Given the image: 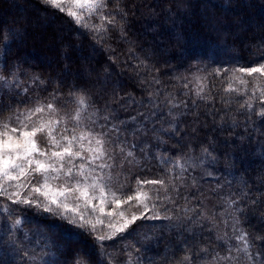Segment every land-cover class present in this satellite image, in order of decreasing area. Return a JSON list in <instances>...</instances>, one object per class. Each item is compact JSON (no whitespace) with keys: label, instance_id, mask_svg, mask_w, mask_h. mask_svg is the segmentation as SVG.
Instances as JSON below:
<instances>
[{"label":"trees","instance_id":"1","mask_svg":"<svg viewBox=\"0 0 264 264\" xmlns=\"http://www.w3.org/2000/svg\"><path fill=\"white\" fill-rule=\"evenodd\" d=\"M63 6L62 12L42 0H0V70L8 78L14 66L21 69L20 87L0 82V98L14 107L24 106L17 104L18 99L31 106L29 98L44 100L58 85L57 106L74 111L83 95L85 122L90 123L91 116L99 127L104 115H114L111 123L124 122L120 126L127 131L122 138L130 142L129 147L147 143L152 156L158 151L170 158L191 157L194 166L177 184L183 183L181 193L204 218L202 223H182L179 231L150 227L167 221H137L142 225L137 228L140 235L105 241L101 248L87 233L68 237L51 227L62 222L48 213H30L33 220L26 230L30 235L32 230L43 232L49 246L36 243L35 235L33 243L23 242L18 233L22 250L16 252L0 239V264H73L79 250L91 252V264H126L124 246L142 247L137 241L150 248L145 259L150 257L154 264H175L185 254L198 257L194 264H207L214 252L224 254L217 237L232 234V217L240 218L257 248L264 247V240L255 239L264 237V117L258 114L262 105L254 101L252 110L241 108L250 93H226L228 74H215L218 68L264 62V0H109L116 25H108L109 31L99 34L105 39L78 28L67 15L68 6L64 2ZM97 22L93 17L92 23ZM35 76L46 85L33 84ZM153 78L160 84L153 83ZM244 78L251 87L252 78ZM201 83L206 85L204 99L195 95ZM234 86L239 85L234 82ZM130 96L137 103L129 104ZM169 100L180 106L172 108ZM170 124L179 135L153 130ZM137 125L142 131L132 135ZM136 155L140 163L124 169L129 182L137 174L154 178L163 171L154 158L146 163L139 148ZM205 248L207 253L200 251ZM45 252L49 254L43 257ZM33 255L35 259H30ZM243 260L240 254L241 264Z\"/></svg>","mask_w":264,"mask_h":264},{"label":"snow or ice","instance_id":"2","mask_svg":"<svg viewBox=\"0 0 264 264\" xmlns=\"http://www.w3.org/2000/svg\"><path fill=\"white\" fill-rule=\"evenodd\" d=\"M42 2L65 11L63 0ZM74 3L80 13L69 10L67 15L77 27L91 31L96 39H105L106 36L99 34H106L109 31L108 25H116V17L111 14L113 9L109 8V0H74ZM93 17L97 23H92ZM20 71L19 67L14 66L6 78L0 70V82L5 85L14 82L19 88ZM222 73H227L229 79L225 92L241 96L250 93L240 107L252 110L253 102L258 101L262 105L258 114L264 117V62L257 66L215 70L216 75ZM245 76L252 78L251 87ZM234 82L242 87L234 86ZM32 83L44 86L47 82L35 76ZM153 83L160 84V81L153 78ZM205 88L206 85L201 83L195 95L204 99ZM23 92L27 93L28 89L24 88ZM59 95L57 85L44 100L39 96L29 98L32 100L31 106L18 99L17 104H23V107L6 104L0 98V239L6 247L16 252L22 250L18 233L22 234L23 242L33 243L32 236L35 235L36 243L49 246V238L43 232L32 230L30 235L26 230L25 225L33 220L30 213H48L50 217L58 218L62 222L51 227L61 229L68 237L78 238L87 233L101 248L105 241H114L117 238L124 241L134 234L140 235L137 228L142 225H137V221H167V224L153 223L150 227L177 231L182 223H202L204 214H196V209L189 206V197L181 193L183 183L177 184V181H183L184 173L189 167L194 166L190 163L191 157L170 158L167 153L160 154L158 151L152 156L147 143H131L129 147L130 142L122 138L124 131H127L120 126L124 124L123 121L111 123L115 116L107 114L102 117L104 123L99 127L91 116L88 117L90 123H86L85 97H78V107L73 111L67 109L66 105L57 106ZM128 103L137 101L130 96ZM180 103L187 107L184 101ZM225 103L230 101L226 100ZM169 104L172 108L180 106L172 100H169ZM192 104L195 106L196 100H192ZM153 106L155 107L154 102ZM4 111L9 114L3 116ZM168 115H172L171 111ZM130 119L135 121L136 117ZM147 120L148 116H145V121ZM153 130L179 135L171 124L168 128L162 126L159 130ZM141 131L137 125L132 130V135ZM137 148L146 163L154 158L163 171L157 172L154 178L137 174L129 182L124 169L126 165L140 163L136 155ZM202 152L211 156L208 148H203ZM141 171L143 172V168ZM147 171L150 172L151 169ZM179 199H183L184 203H178ZM132 225H136V228H132ZM230 227L231 235L225 232L223 236L217 237L225 249L224 254L214 252L207 264H241L240 254H243V264H264V247H256L254 240L249 238L248 232L241 226L239 217H232ZM184 231L190 229L185 228ZM144 235L147 236L146 233ZM255 239L264 240V237ZM137 243L142 247H136L135 244L124 246L126 264H154L150 257L145 259L150 248L144 246L142 241ZM132 249L140 255H133ZM24 250L26 253V249ZM200 251L207 253L206 248ZM105 254L111 256L110 253ZM90 255L91 252L79 250L73 264H91ZM29 258L35 259V255ZM197 258L185 254L175 264H194V259Z\"/></svg>","mask_w":264,"mask_h":264},{"label":"rangeland","instance_id":"3","mask_svg":"<svg viewBox=\"0 0 264 264\" xmlns=\"http://www.w3.org/2000/svg\"><path fill=\"white\" fill-rule=\"evenodd\" d=\"M64 4L68 6V8L72 11H77L79 14V8L78 6L74 3V0H63ZM42 245V244H41ZM46 254H49V252H45L42 256L45 257Z\"/></svg>","mask_w":264,"mask_h":264}]
</instances>
